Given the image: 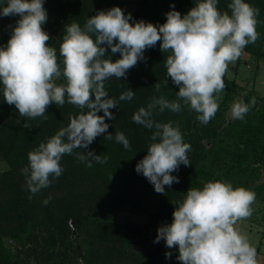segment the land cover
<instances>
[{"label": "clouds", "instance_id": "clouds-1", "mask_svg": "<svg viewBox=\"0 0 264 264\" xmlns=\"http://www.w3.org/2000/svg\"><path fill=\"white\" fill-rule=\"evenodd\" d=\"M44 2L0 0V16L18 17L7 42L0 45V96L23 117H43L50 103L74 104L80 112L28 153L29 162L22 169L28 191L39 193L59 177L62 156L74 149H88L77 155L89 167L106 162L107 156L89 149L100 134L130 148L123 132L117 131L115 137L108 133L105 118L112 120L110 109L118 107L119 101H131L135 91L127 88L118 98L111 97L105 82L126 76L144 59V50L159 41L161 52L169 53L165 65L167 78L178 86L176 99L152 97L146 107L133 113L132 120L150 130L146 154L134 169L164 194L165 185L178 182L173 173L180 164L190 163L191 144L184 140L178 124L157 121L154 112H179L183 102L207 124L218 110L229 64L259 37V9L248 0H230V11H220L219 0H194L183 15L170 6L165 21L153 24L114 5L90 15L83 25L75 20L66 23L59 46L62 61H58L43 28L48 18ZM117 52L119 56L113 59ZM61 77L64 82L56 83ZM156 88L159 91V85ZM255 103L254 97L249 103L233 102L231 119H244ZM255 199L254 191L228 180L189 187L181 200L172 202V220L157 227L154 242L162 239L168 249L175 247L182 264H258L256 249L236 228L239 220L252 214Z\"/></svg>", "mask_w": 264, "mask_h": 264}, {"label": "trees", "instance_id": "trees-1", "mask_svg": "<svg viewBox=\"0 0 264 264\" xmlns=\"http://www.w3.org/2000/svg\"><path fill=\"white\" fill-rule=\"evenodd\" d=\"M248 2L259 9V37L242 53L257 59L264 46V0ZM193 3L194 0H45L48 18L43 28L50 36L47 43L57 50V59L62 61L59 46L66 23L75 20L83 25L98 10L115 5L125 11L132 4L133 18L163 23L170 6L184 14ZM229 3L230 0H219L217 7L230 11ZM159 44L157 41L154 47L146 48L144 59L138 60L126 76L111 77L105 82L111 97L118 98L127 88L135 91L131 101H119L118 107L110 109L112 120L105 118L108 133L115 137L117 131L123 132L130 148L100 134L89 149L107 156L106 162H93L89 167L77 155L88 149H74L60 160L62 174L36 194L28 191L22 172L29 162L28 153L66 126L80 109L67 102L50 103L43 117L29 118L20 116L15 105L0 96V264H182L176 259L175 247L168 249L162 239L154 242V237L160 224L172 220V202L181 200L189 187H202L210 180H228L233 186L255 192L252 207L264 201V97L253 91L240 98L246 103L253 97L256 100L244 119H231L226 124L220 105L207 124L201 123L197 113L183 102L179 112H154L153 119L179 125L184 140L191 144L187 154L190 163L180 164L173 173L178 182L165 185L164 194L156 192L135 171V164L146 154L150 130L135 123L133 113L146 107L152 97L176 99L178 91V86L167 78L165 59L169 53L161 52ZM118 56V52L113 54V59ZM63 82V77L56 80L58 84ZM232 83L225 98L233 91ZM203 139L210 142L208 147ZM48 196L49 202L42 203ZM116 212L146 220L118 222ZM166 252L171 255L166 257Z\"/></svg>", "mask_w": 264, "mask_h": 264}, {"label": "rangeland", "instance_id": "rangeland-1", "mask_svg": "<svg viewBox=\"0 0 264 264\" xmlns=\"http://www.w3.org/2000/svg\"><path fill=\"white\" fill-rule=\"evenodd\" d=\"M132 6L133 4L128 6L125 12L130 13ZM17 18V16H0V45L6 43V37L10 34V28L15 24ZM153 24H157V22ZM224 81L225 88L220 93L221 99L219 100V105L223 106L221 110L225 118L224 124H226L231 120L230 106L247 92L253 91L259 96L264 97V46L260 57L257 59H253L248 54L241 53L240 57L229 64L224 74ZM230 82H233V91L229 98H225V93ZM202 142L205 147L210 145V142L205 139ZM252 208V214L239 220L236 228L248 237L250 244L256 249L258 264H264V201L259 202L257 206H253ZM115 218L118 222L132 220L144 223L146 220L145 217H139L127 212H116Z\"/></svg>", "mask_w": 264, "mask_h": 264}]
</instances>
